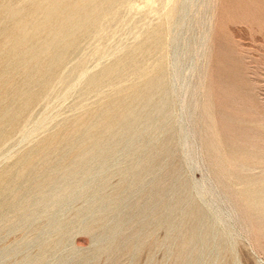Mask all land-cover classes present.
I'll use <instances>...</instances> for the list:
<instances>
[{
    "label": "rangeland",
    "instance_id": "374dc122",
    "mask_svg": "<svg viewBox=\"0 0 264 264\" xmlns=\"http://www.w3.org/2000/svg\"><path fill=\"white\" fill-rule=\"evenodd\" d=\"M48 1L0 0V264H264V0H93L27 83Z\"/></svg>",
    "mask_w": 264,
    "mask_h": 264
},
{
    "label": "water",
    "instance_id": "95a60500",
    "mask_svg": "<svg viewBox=\"0 0 264 264\" xmlns=\"http://www.w3.org/2000/svg\"><path fill=\"white\" fill-rule=\"evenodd\" d=\"M93 0H79L78 3L65 12V7L61 6L63 0L48 1L47 9L41 12L36 18L31 21V26L24 27L20 34L15 37L10 44V52L15 57V64L27 65L25 71V79L27 83L41 84L45 83L49 77V68L56 63L63 53L71 44L67 36L71 33L72 28L84 29L92 22V19L99 14V9L92 5ZM69 4V3H68ZM68 4L66 6H68ZM50 12H56L62 15L54 28L45 33V37H40V33L45 28V23L48 20ZM61 35V38L53 42V37ZM54 48V49H52ZM55 50V51H53ZM41 54H47L46 68L44 70L35 69L37 58ZM8 65H4V69ZM46 69V70H45ZM96 76H89L87 80L89 83L95 82ZM26 94H22V101L28 99ZM17 110L5 109L0 115L1 120L11 121Z\"/></svg>",
    "mask_w": 264,
    "mask_h": 264
},
{
    "label": "bare ground",
    "instance_id": "6f19581e",
    "mask_svg": "<svg viewBox=\"0 0 264 264\" xmlns=\"http://www.w3.org/2000/svg\"><path fill=\"white\" fill-rule=\"evenodd\" d=\"M107 4H108V3H107ZM8 25H9V24H8ZM82 68H83V67H82ZM79 73H80V72H79ZM48 99H49V98H48ZM29 125H30V124H29ZM240 135H241V134H240ZM242 136H243V135H242ZM243 138H244V137H243ZM206 140H207V139H206ZM246 140H247V139H246ZM208 141H209V140H208ZM208 141H207V142H208ZM228 143H229V142H228ZM207 144L209 145V143H207ZM219 144H220V143H219ZM222 145H223V144H222ZM230 145H231V144H230ZM243 145H244V144H243ZM219 146H220V145H219ZM224 147H225V146H224ZM214 148H215V147H214ZM214 148H213V149H214ZM263 148H264V147H263ZM206 149H207V148H206ZM215 149H216V148H215ZM220 149H221V147H220ZM234 150H236V149H234ZM255 151H256V150H255ZM213 152L215 153L214 150H213ZM218 152H219V151H218ZM223 152H224V151H223ZM225 152H226V154H229V153L227 152V150H225ZM253 152H254V151H253ZM223 154H224V153H223ZM226 154H225V155H226ZM239 155H240V154H239ZM220 156H221V154H220ZM222 156L224 157V155H222ZM222 156H221V158H222V160H223L224 158H223ZM229 156H231V155H229ZM252 156H253V155H252ZM225 157H226V156H225ZM231 157H232V156H231ZM211 158H212V157H211ZM239 159H240V157H239ZM261 159H262V158H261ZM224 160H226V159H224ZM224 160H223V161H224ZM234 161H235V160H234ZM234 161H233V162H234ZM263 161H264V160H263ZM263 161H262V162H263ZM224 162H225V161H224ZM254 162H255V161H253V163H254ZM216 163H218V162H216ZM225 163H226V162H225ZM229 163H230V162H229ZM255 163H256V162H255ZM259 164L261 165V163H259ZM217 165H218V164H217ZM221 165H222V164H221ZM221 165L219 164V166H221ZM223 165H224V164H223ZM233 165H234V164H233ZM236 165H237V164H236ZM253 165H255V164H253ZM256 165H258V163H257ZM247 166H248V165H247ZM234 167H236V166H233V168L230 167V168H231L230 171H232V172H230V174H231V173L236 174V173H234L233 170H232V169H234ZM237 167H238V166H237ZM245 167H246V165H245ZM220 168H221V170H222V167H220ZM223 169H224V168H223ZM235 170H238V169L235 168L234 171H235ZM219 171H220V170H219ZM262 171H263V170H262ZM220 172H221V171H220ZM222 172H224V170H222ZM220 174H221V173H220ZM226 174H227V173H226ZM227 176H228V175H227ZM232 177H233V175H232ZM234 177H235V176H234ZM234 177H233V178H234ZM219 179H220V178H219ZM226 181H227V179H226ZM231 181H232V180H231ZM228 182H229V181H228ZM232 182H233V181H232ZM247 188H248V187H247ZM263 189H264V187H263ZM232 190H233V189H232ZM235 190H236V189H234V191H235ZM242 190H244V189H242ZM260 190H261V189H260ZM238 191H239V190H238ZM239 192H240V191H239ZM239 192H238V193H239ZM231 193H232V192H231ZM241 193H243V191H242ZM241 193H240V194H241ZM229 194H230V192H229ZM230 195H232V194H230ZM237 196H238V194H237ZM247 196H248V195H246V197H247ZM233 197H234V196H232V198H233ZM238 197H239V196H238ZM240 197L242 198V196H240ZM234 198H235V197H234ZM241 198H240V200L242 201ZM233 200H234V199H233ZM236 201H237V200H236ZM243 202H244V200H243ZM236 203H238V202H236ZM245 203H247V202H245ZM242 204H243V203H242ZM239 205L241 206V203H239ZM239 205H238V206H239ZM242 206H243V205H242ZM248 206H249V204H248ZM243 207H244V206H243ZM241 208H242V207H241ZM244 208L246 209V206H245ZM249 209H250V208H249ZM238 210H239V209H238ZM240 210H241V209H240ZM246 210H247V212L250 211V210H248V209H246ZM246 210H244V211H245V214H246ZM244 211H243V212H244ZM248 213H249V212H248ZM250 213H251V212H250ZM32 252H33V251H32ZM37 254H38V253H37ZM37 261H38V260H37ZM48 264H49V263H48Z\"/></svg>",
    "mask_w": 264,
    "mask_h": 264
}]
</instances>
